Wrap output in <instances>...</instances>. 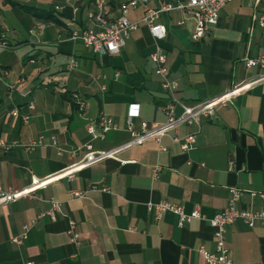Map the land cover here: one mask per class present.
<instances>
[{"label":"crops","instance_id":"1","mask_svg":"<svg viewBox=\"0 0 264 264\" xmlns=\"http://www.w3.org/2000/svg\"><path fill=\"white\" fill-rule=\"evenodd\" d=\"M57 1H0L17 18L9 26L11 33L0 21V40L6 43L0 46V138L25 145L42 141L30 152L23 147L0 150L3 189L26 187L32 176L56 174L82 157L90 140L86 125L100 114L112 117L117 127L103 140H91L94 149L129 140V122L139 131L143 122L166 120L159 108L167 96L149 57L156 43L147 27L139 24L119 53L97 55L70 38L72 29L90 25L85 14L92 0H83L74 15L70 5L54 10ZM109 5L115 12L117 0ZM37 10L52 17H36ZM141 14L140 8L131 9L128 18L138 21ZM262 14L264 0H232L200 42L190 39L188 13L174 10L160 16L166 36L159 45L183 104L217 96L261 71L244 59L264 58V27L258 25ZM72 61L75 66L67 68ZM115 72L120 76L114 80ZM180 112L176 106L175 113ZM22 115L29 116L27 122ZM197 119L199 126L180 124L158 141L122 150L117 159L91 164L71 179L52 180L35 191L37 197L0 206V264H206L198 248L216 251L209 219L225 209L228 188L242 190L246 206L264 211V82L217 107L213 119ZM192 133L191 150L172 139ZM155 166L161 169L153 179ZM74 190L84 195L72 198ZM51 201L60 203L56 220L37 218L51 208ZM160 202L178 204L185 214L198 208L202 218L179 225L175 214L164 212L157 219L147 204ZM69 220L76 222L77 243L67 233ZM24 224L27 237L17 244L13 239ZM224 235L233 264H264V220L248 227L238 219Z\"/></svg>","mask_w":264,"mask_h":264},{"label":"built area","instance_id":"2","mask_svg":"<svg viewBox=\"0 0 264 264\" xmlns=\"http://www.w3.org/2000/svg\"><path fill=\"white\" fill-rule=\"evenodd\" d=\"M83 0H58L53 6L54 10L62 11L66 5L71 6L72 14L74 15L80 10V3ZM232 0H158L159 4L152 7L150 0H117L115 12L110 8V0H92L90 6L86 11V20L90 24L87 27L80 29H72L70 38L73 41H79L85 48L90 49L97 55H113L120 52L124 47L131 32L136 30L139 24L147 27L150 35L156 43L154 51L150 54V59L155 65V74L161 79V87L164 90L167 101L160 106L159 110L166 116L164 122H153L141 124L139 131H134L129 122L127 129L131 133V138L121 144L108 149H94L90 143L91 140H103L105 134L116 129V123L113 118L100 114L98 119L86 125L87 134L90 137L89 142L83 145L84 154L77 160H73L65 168L56 174H50L42 178L35 176L31 177L28 186L13 189H3L0 186V206L6 205L25 197H37L35 191L44 187L47 183L54 179L67 178L71 179L73 175L82 168L88 167L91 164L105 160L117 159V155L122 150L133 145L141 143L148 139L155 141L160 140L167 132L179 126L180 124H196L199 126L198 116L203 115L207 119L215 117L217 107H224L232 103L233 98L239 94L250 90L255 84L264 82V58L262 57H246L245 64L248 67H255L261 71L255 75L247 78L226 89L221 94L200 101L193 106H186L177 97L176 91L178 84L169 78V69L166 64V56L161 50L159 42L166 36V29L163 24L159 22V18L163 13L170 11H181L188 13L193 21V27L190 31V39L193 42H200L210 30L217 24L219 13L222 7ZM140 8L142 14L138 21H130L128 12L131 9ZM74 20V19H72ZM184 20H180L178 25H183ZM258 25L264 27V14L258 17ZM42 24L38 25L41 28ZM0 46L6 47V43L0 40ZM75 63L72 61L67 68L74 67ZM120 76L119 72H115L113 79ZM176 106L181 108L180 114L175 113ZM79 110L83 109V103L78 102ZM132 106L130 111V119L134 116L136 109ZM29 108H33L30 104ZM14 116L18 113L16 110L11 112ZM22 121L27 122L28 115H22ZM178 142L181 149L191 150L195 145V134H187L182 137L175 136L172 138ZM41 139L38 141H31L28 144H21L18 141L7 142L0 138V150L9 151L16 147H23L24 150L30 152L37 145L41 144ZM52 144L55 146L56 141L52 139ZM62 149L57 147V154H62ZM74 153L72 154V156ZM160 166L152 168L151 176L155 179L160 171ZM96 189V187H92ZM252 197L256 195L255 192L249 193ZM83 191H71L72 198L82 197ZM261 196L264 194H260ZM243 191L236 188H228L227 203L224 210L214 214L209 219V225L213 228V235L215 238V252H208L202 246L198 251L202 254L206 264H233V260L229 254V250L225 243V230L228 225L236 220H242L248 227H253L258 221L264 220V211H255L242 202ZM60 203L51 201V208L44 213H41L37 218L47 216L50 220H56V212L58 211ZM147 209L155 210V217L158 219L164 212H171L178 218V224L182 225L186 221L193 218H202L198 208H195L190 214H185L182 207L178 204L169 202H160L157 204L148 203ZM29 226L24 224L22 226V234L13 239L17 244H21L27 237ZM70 240L74 243L78 242V233L76 232V222L69 220V229L67 232ZM27 264H31L28 262Z\"/></svg>","mask_w":264,"mask_h":264},{"label":"rangeland","instance_id":"3","mask_svg":"<svg viewBox=\"0 0 264 264\" xmlns=\"http://www.w3.org/2000/svg\"><path fill=\"white\" fill-rule=\"evenodd\" d=\"M0 1H2V0H0ZM86 15V14H85ZM2 18H3V20H2ZM16 17L15 16H13V12L10 10V7H3V3H1L0 2V21H1V23L2 22H4L5 24H7V26L9 27V26H11V27H13V25H12V23H14L15 24V22H17L16 21ZM13 20L15 21V22H13ZM16 27L18 28V26L16 25ZM19 29V28H18ZM11 29H10V27L7 29V32L8 33H11ZM18 31V30H17ZM9 35V34H8Z\"/></svg>","mask_w":264,"mask_h":264},{"label":"trees","instance_id":"4","mask_svg":"<svg viewBox=\"0 0 264 264\" xmlns=\"http://www.w3.org/2000/svg\"><path fill=\"white\" fill-rule=\"evenodd\" d=\"M34 15L36 17H40V18H44L45 20H48L50 17H52V13L51 12H45V11H34Z\"/></svg>","mask_w":264,"mask_h":264}]
</instances>
